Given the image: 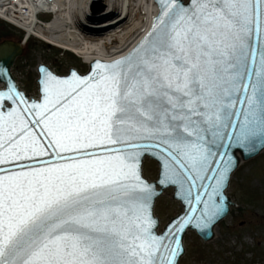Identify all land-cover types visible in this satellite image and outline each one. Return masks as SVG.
I'll list each match as a JSON object with an SVG mask.
<instances>
[{
	"label": "snow or ice",
	"instance_id": "6c2138e0",
	"mask_svg": "<svg viewBox=\"0 0 264 264\" xmlns=\"http://www.w3.org/2000/svg\"><path fill=\"white\" fill-rule=\"evenodd\" d=\"M261 4L164 0L163 37L127 69L97 64L87 80L46 74L43 104H27L14 86L0 92V164L46 151L20 110H3L6 100L34 110L56 155L157 137L190 169L170 178L189 183L194 205L171 235L209 226L222 211L216 196L226 169L213 174L214 185L198 182L208 178L216 149L264 145V51L257 66L249 44ZM115 151L121 154L0 176V264H176L180 240L152 232L153 190L140 179L136 154ZM195 188L206 199L201 191L193 197Z\"/></svg>",
	"mask_w": 264,
	"mask_h": 264
},
{
	"label": "water",
	"instance_id": "95a60500",
	"mask_svg": "<svg viewBox=\"0 0 264 264\" xmlns=\"http://www.w3.org/2000/svg\"><path fill=\"white\" fill-rule=\"evenodd\" d=\"M158 6V13L153 19L152 26L145 36L129 51L127 54L122 57L106 62L101 60H95L90 63L89 69L86 73L82 74L74 68H71L68 75H58L53 72L48 66L40 64L38 66L39 77L37 79L39 87V98L36 99L26 94L18 85L12 68L16 62V59L20 57L24 49L22 43H17L12 40H3L0 42V83L3 84V87L0 88V92H7L10 86H14L16 93L22 95L27 104H43L44 103V80L46 74L60 79V80H71L73 74L77 77L87 80L89 78L95 77L97 73L96 65H114L117 63L121 64V67L127 69L131 65H134L145 52L150 49L155 42L160 40L163 37V28L164 25H158V21L161 18L165 20L167 17H163L164 10V0H155ZM184 3L187 4L188 0H184ZM252 31L249 33L250 39L249 44L252 49L256 50V64L258 66L260 52L264 51V4L260 5V13L258 19H254L252 24L249 26ZM257 29H259L257 31ZM251 64V58L249 59ZM26 105L21 103L18 99L15 103L12 101H4V109L11 111L13 108L20 110L24 116V119L27 121V129L31 132L32 136L35 137L38 144L46 147L41 155L26 159H21L19 161H13L11 159H6L4 163L0 164V176H8L13 174H18L20 172L32 171L33 169H42L51 167L54 165H63L75 162L76 159L79 160H89L95 159L98 157L105 156H115L117 153L115 149H120L122 152L136 154V164L137 171L140 176V179L147 184L152 190L153 195L148 200L147 212L150 215L151 219L154 222V227L152 232L157 235H167L169 241L172 239L180 240V250L179 255L177 256L176 264L180 263L181 257L185 254L184 239L188 231L196 232L203 241L210 242L215 237V229L218 224L223 221L230 213L231 207L235 206V203L232 201L231 197L227 195V190L230 186V181L233 173L238 169L242 161H249L256 158L263 150L264 145L257 144V146L249 151L247 149L238 150L236 148H217L216 151L218 155L213 160V166L210 169L209 176L204 181L198 182L205 185H214L215 180L213 174L219 169H226L224 174V179L221 184L220 193L216 196V202L222 211L216 218L211 222V224L203 229L189 225L184 228L183 232H177L173 237L171 234L175 231L176 227L186 216V210L189 207L194 205H188V188L189 183H185L183 187L179 184H173L170 182V178L173 176L174 172H181L183 174L189 173L190 169L183 167L181 161L177 158L178 154L174 153V150L163 140L157 137H142L132 140L129 143H120L116 145H103V146H93L80 151H61L59 155H56L58 149L52 147L49 144L50 137L47 134V131L43 125V122L39 121V117L34 114V110L29 109L28 111H23ZM237 110L242 111L240 105H237ZM7 126V125H6ZM225 134H232L233 129L226 128ZM17 137L23 135L17 126V132L15 133ZM194 140V138H192ZM225 144L229 143L227 140L224 141ZM131 144L137 145V147H131ZM227 153L224 159L220 158V154ZM151 159L155 161L159 166V173L157 180L150 181L144 176L143 168L145 159ZM230 158V159H229ZM163 181V182H162ZM159 188V189H158ZM173 188V199L180 202L182 205L183 211L177 216L173 217L167 224L163 227L162 232H159L160 219L155 215L154 208L156 205V200L161 196L166 189ZM197 191H201L199 188L193 189V197ZM201 195L206 199L205 194L201 191ZM106 198V197H105ZM113 206H117L116 202H113ZM197 207L196 215H199L200 207ZM167 230V231H166Z\"/></svg>",
	"mask_w": 264,
	"mask_h": 264
},
{
	"label": "rangeland",
	"instance_id": "374dc122",
	"mask_svg": "<svg viewBox=\"0 0 264 264\" xmlns=\"http://www.w3.org/2000/svg\"><path fill=\"white\" fill-rule=\"evenodd\" d=\"M92 15L97 23H104L117 16V12L107 10V5L96 4ZM40 19L47 24L55 15L42 14ZM88 29L94 28L89 25ZM25 37V31L0 20V42L22 43L24 52L16 59L12 72L20 88L31 97L39 98L37 69L40 64L58 75H68L71 68L82 74L88 71L89 64L83 57L35 36L24 42ZM143 172L146 178L155 181L159 166L146 158ZM173 193L174 189L168 188L156 200L154 213L160 219V233L167 222L183 211L180 202L173 199ZM227 195L235 206L216 227L214 239L205 242L196 232L188 231L184 239L185 254L179 264H264V150L256 158L240 163L232 175Z\"/></svg>",
	"mask_w": 264,
	"mask_h": 264
},
{
	"label": "bare ground",
	"instance_id": "6f19581e",
	"mask_svg": "<svg viewBox=\"0 0 264 264\" xmlns=\"http://www.w3.org/2000/svg\"><path fill=\"white\" fill-rule=\"evenodd\" d=\"M96 4L107 5L117 16L97 23L92 18ZM38 7L53 12L55 19L41 26L32 14L30 24L23 27L26 34L74 52L87 64L127 54L149 31L158 12L155 0H49Z\"/></svg>",
	"mask_w": 264,
	"mask_h": 264
},
{
	"label": "built area",
	"instance_id": "2783aa9c",
	"mask_svg": "<svg viewBox=\"0 0 264 264\" xmlns=\"http://www.w3.org/2000/svg\"><path fill=\"white\" fill-rule=\"evenodd\" d=\"M49 0H0V19L17 28L24 29L30 24L32 14L37 20L38 25L45 26V22L40 19L42 14L55 15L50 10L39 8L38 6ZM35 20V19H34Z\"/></svg>",
	"mask_w": 264,
	"mask_h": 264
}]
</instances>
